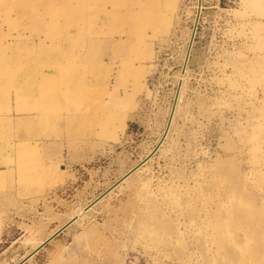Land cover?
<instances>
[{
  "label": "rangeland",
  "instance_id": "1",
  "mask_svg": "<svg viewBox=\"0 0 264 264\" xmlns=\"http://www.w3.org/2000/svg\"><path fill=\"white\" fill-rule=\"evenodd\" d=\"M91 1L81 21L68 22L71 31L34 37L22 18L30 0H0V60L9 68L0 73L12 78L41 41L52 59L34 85L0 81V116L12 122L0 129V264H19L75 216L23 264H264V208L259 201L252 211L250 197L264 188V0ZM141 1L159 13L155 26L125 16L124 49H82L86 35H116L117 25L101 19L104 6ZM71 46L77 52L62 60ZM101 65L113 73L108 94L90 77ZM139 71L137 105L125 112L112 102L115 79L121 97ZM81 83L83 103L61 97ZM26 85L53 98L49 126L16 124L12 113H38ZM72 106L83 118L69 128ZM20 142L30 147V180Z\"/></svg>",
  "mask_w": 264,
  "mask_h": 264
},
{
  "label": "bare ground",
  "instance_id": "2",
  "mask_svg": "<svg viewBox=\"0 0 264 264\" xmlns=\"http://www.w3.org/2000/svg\"><path fill=\"white\" fill-rule=\"evenodd\" d=\"M93 1L95 2V5H96V3L104 2V0H93ZM117 1H119V0H117ZM152 1L153 0H151V2ZM152 4L155 5L154 3H152ZM37 5L42 6L43 9H45L44 12H45L47 17L42 16V15H44V13L43 12L41 13V11L38 10ZM91 5H92L91 0H44V1L40 2V4L39 3L37 4V1H35V0H30V4H29L28 8H26L27 11H26V9H24V11H23V14H22L23 17L22 18L27 20V22L29 24L28 29L34 30L37 27V29L39 31H42V32L50 30V29L52 31H56V30L66 31L69 29L68 26L70 25V24H68V22L71 23V22L81 21L80 19H77V18L79 17V15H82L88 9H91ZM82 6H84V8L81 9ZM108 7L109 8L104 6L102 8L105 12H108V13L106 14L105 18L101 17V19H103L104 21H108V19H109L110 28H112L113 25H115V27L117 25L116 35L110 33L111 35L108 34L107 37L105 36L101 39H99V37H98V35H100L99 33L95 34V35H97L95 37H92L91 35H90L91 37H87V35L85 37L83 35L85 37V40H84L85 45H81L82 49H87V47H94L96 43H100V42L106 43L107 46L110 45L108 47L109 49L114 47L115 45L119 46V50L124 49V47L127 43V39L125 38L124 30H123V32H124L123 33L121 31V29H122V25H123L124 21L127 19V17H125V16H129L128 19L130 20L132 25H135V23L137 24L138 22L147 21V24L149 26H155L160 19V15H158L159 13L157 12V10H154L152 8V6L150 7V4L145 5L142 1L139 2L138 7H137V5H135V3H131V2L124 4V5H122L120 3L112 2L109 4ZM137 8H139L140 11H138ZM141 11L143 14H146V16L142 15L139 17L138 15L141 13ZM44 17H46V18H44ZM129 20H127V22ZM130 29H131V26H130ZM68 31H71V30H68ZM82 34L83 33L80 32L79 36ZM67 36L69 37V35H67ZM192 40H193V38L190 41L191 44H192ZM130 41L132 42V40H130ZM133 41L135 43V40H133ZM43 47H44L43 42L41 41L39 43V49L37 50L36 54H34V56L30 57L31 60L29 61L28 64H25V65L20 66V67L14 66V70H15L14 74L15 75L12 78H11L10 74L8 75V73H6V74L0 73V81L7 80V79H8V81H10V79H13L14 81H16L18 83L28 82V84H29V82H30L31 85L36 84V82H38V80H39L38 75L40 74V71L45 69V67H47V65L49 66L51 64V63H49V61L52 60V59H50L51 57L48 56V54L44 53ZM75 47L71 46L70 48H68V50L66 51V57H64L65 59L62 58V60L67 61L68 60L67 55H69V54H70V57L74 56L75 53L77 52L76 51L77 47L76 48ZM190 49H191V46L189 45V49H188V51L186 53V57H185V64H187V62H188V59L190 56ZM30 55H33V53H30ZM46 62H48V63H46ZM4 63H6L5 58L0 60V69H2V68H3V70L9 69L7 67H4L5 65H2ZM47 69L51 70L49 67ZM112 75H113V73H112L111 68L108 69V68L104 67L103 65H101L98 68V71L96 70L93 72V77L92 76H90V77H91V80H94V81L96 78L98 83H100V81L103 82V85L105 86V93L108 94L109 90H110V83H111ZM142 76H143L142 72H140V71L136 72L132 77V88L129 91L125 90L124 95L121 97L116 95L117 91H118L117 87L121 86V83H122V79L120 77V74L115 79V86L113 87V92L111 94L113 97L112 102H115V104L118 105L119 108L125 110V112L132 111L137 105V100H136L137 95L140 92V89L142 88ZM88 82H90L92 84V81H89V79H87L86 83H88ZM84 84L85 83L79 84L77 86V89L74 91H72L70 88L61 90L60 91L62 93L61 97H67L69 99L70 103L72 101L75 104L83 103L85 101V98H86V96H85L86 91L83 87ZM31 85H30V88H28V85H26L27 88L25 87L22 93L26 97L25 99H27V101L37 102L36 105L33 104L30 108L33 111H37L38 113H34V112L21 113V114L12 113V115H14L16 117L15 118L17 120L16 124L22 128L23 127H33V126L34 127L49 126L51 116H50V114H48L49 113L48 110L50 109V106L53 105L54 100H53V98H51L49 96V94L47 93L46 90H42L43 86H41L40 89H38V88H36V86H33L34 88H32ZM50 85H51V83L48 82L45 86H50ZM37 89L39 90V92H36ZM87 89H88V87H87ZM88 90L91 92L90 89H88ZM178 96H179V92L176 95V103L178 101ZM176 103L173 106V109L171 111L170 118H169V121L167 124L166 133H165L164 137L162 138L161 143L163 142L165 136L167 135V132H168L170 125L172 123L173 116H174L175 110H176ZM28 110L31 111L30 109H28ZM77 110L78 109L74 106L69 107L66 110L65 123H66V125H68L69 128H71V125H73L76 121L81 120L83 118V113L78 114ZM10 120H11L10 117L5 118V117L0 116V129L9 127L10 124L12 123ZM120 128L123 129V126H120ZM69 133H71V130L69 131ZM55 135H58V134H55ZM109 137L114 139V140L117 139L116 133H114V134L109 133ZM16 150H17V154H18V159L21 161V163L27 165L26 168H24L22 170V172H23L22 175L27 180L32 179L31 178L32 175L33 174L35 175L36 173L34 172V170L32 169V166H31L30 147L27 145V143L20 142L16 145ZM259 163H260L259 160L255 159V164H257V165H256V168H254L252 170V172L256 175V177L260 174V172H262V170H261L262 166ZM135 170L136 169H133L128 174H126V176H124L122 178V180H125ZM122 180H120V182ZM262 182H264V180H262ZM250 197L252 200V211L258 212L260 210L259 201H261V203L263 205L262 207L264 208V188L262 189V191H260L258 186H256L253 189V191L251 192ZM97 200H100V198ZM96 201L93 202L92 204H90L88 207H86L84 211L89 210L91 208V206H93V204L96 203ZM78 218H79L78 216L73 217L68 223H66L64 226H62L61 228H59L58 230L53 232L49 237H47L44 241H42L27 257H25L19 264H23L24 261L26 262L27 260H30L35 254H37L47 244H49L51 241H53L59 233H61L63 230H65L67 227H69L71 224H73Z\"/></svg>",
  "mask_w": 264,
  "mask_h": 264
},
{
  "label": "crops",
  "instance_id": "3",
  "mask_svg": "<svg viewBox=\"0 0 264 264\" xmlns=\"http://www.w3.org/2000/svg\"><path fill=\"white\" fill-rule=\"evenodd\" d=\"M30 30H32V31H34L33 33V35L32 36H34V37H38V34H37V32H40L38 29H37V27H36V29H30Z\"/></svg>",
  "mask_w": 264,
  "mask_h": 264
},
{
  "label": "water",
  "instance_id": "4",
  "mask_svg": "<svg viewBox=\"0 0 264 264\" xmlns=\"http://www.w3.org/2000/svg\"><path fill=\"white\" fill-rule=\"evenodd\" d=\"M200 2H201V0H200ZM198 19H199V15H198ZM196 29V28H195ZM25 262V261H24Z\"/></svg>",
  "mask_w": 264,
  "mask_h": 264
}]
</instances>
